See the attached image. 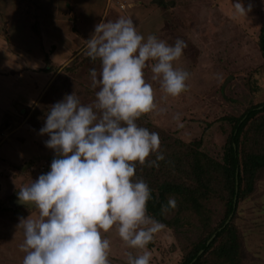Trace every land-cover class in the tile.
Returning a JSON list of instances; mask_svg holds the SVG:
<instances>
[{
    "label": "rangeland",
    "instance_id": "1",
    "mask_svg": "<svg viewBox=\"0 0 264 264\" xmlns=\"http://www.w3.org/2000/svg\"><path fill=\"white\" fill-rule=\"evenodd\" d=\"M233 2L0 0V131L6 134L0 135V196L17 188L27 173L30 184L50 170L47 155L54 151L45 146L48 137L23 123L28 118L43 121L40 109L45 110L47 106L42 103L49 98L43 93L56 87L53 85L63 73L62 67L68 68L62 78L70 94L75 92L83 104L94 101L98 88L91 87L89 72L92 68L99 71L100 62L84 54L86 40L96 24L121 16L130 17L145 38L152 34L169 44L177 39L186 44L182 56L174 62L175 68L189 73L186 89L175 97L164 93L159 81L151 79L150 67L145 68L156 108L143 114L137 124L163 130L166 140L170 138L167 133L185 142L200 138V151L207 155V162H222L233 123L228 119L264 102V58L258 47L264 0H242L246 8L252 5L247 15L235 13ZM15 100L28 104L24 113L14 114ZM6 121L20 128L11 134L4 126ZM249 134L245 128L241 139L251 137ZM251 148V142H242L238 154ZM181 149L184 154L186 147ZM180 177L173 171L172 179L179 182ZM210 186L208 196L197 208H190L187 202V206L176 203L165 213L167 219L176 215L180 231L174 233L165 226L155 234L147 247L150 264L160 259L163 264H178L187 243L206 237L218 225L225 209L222 181L217 179ZM30 210L26 218H35V207ZM18 224L0 216V264H22L25 253L20 245L24 237ZM233 224L241 244L239 264H264V173L249 194L240 198ZM102 237L110 241V264H127V253L139 252L125 245L115 227Z\"/></svg>",
    "mask_w": 264,
    "mask_h": 264
},
{
    "label": "clouds",
    "instance_id": "2",
    "mask_svg": "<svg viewBox=\"0 0 264 264\" xmlns=\"http://www.w3.org/2000/svg\"><path fill=\"white\" fill-rule=\"evenodd\" d=\"M233 7L247 15L252 5L235 0ZM185 47L182 39L145 38L130 17L94 26L84 54L100 62L99 71L89 72L95 99L83 104L73 92L50 106L39 130L55 154L50 170L17 193L19 204L37 211L17 225L24 237L22 264H110V241L102 233L113 227L129 249L139 250L127 253V264H150L147 246L165 225L148 214L151 189L135 178L136 164L155 154L148 164L158 168L165 157L159 134L136 122L156 108L144 70L150 67L164 93L178 96L189 73L174 62ZM175 207L169 197L161 214Z\"/></svg>",
    "mask_w": 264,
    "mask_h": 264
},
{
    "label": "trees",
    "instance_id": "3",
    "mask_svg": "<svg viewBox=\"0 0 264 264\" xmlns=\"http://www.w3.org/2000/svg\"><path fill=\"white\" fill-rule=\"evenodd\" d=\"M258 47L264 58V21L258 35ZM60 70L63 73L61 72L62 74L57 75V79L55 78L56 85L53 86L56 87H49L43 93L45 98L46 95H49L46 102L42 103L43 107L44 105L47 106L45 110H49L54 102L62 100L65 94L71 93V90H68L65 85L66 79L63 80L62 78L65 73L63 70L68 71V68L62 67ZM45 110L40 109L42 113L40 118L43 121H29V118L26 120L27 125L34 131L39 132L43 126L47 114ZM228 120L233 123L222 162L213 160L207 162V155L200 151V138L185 142L177 137H172L171 133H167L170 138L166 140L164 139L163 130L151 128L150 130L159 134V152L163 153L165 159L158 161V168L148 164L149 160L155 159V154H151L146 158L145 164H136L135 178L143 179L151 189V199L147 203L148 214L166 227L172 228L174 233L180 231L176 215L167 219L165 213L161 214V206L167 204L169 197H173L177 205L187 202L190 204V208H197L201 204L200 200L208 196L207 192L211 187L210 184L212 185L217 179L222 181L224 194L221 195V199H223L225 205L223 217L214 229L209 230L206 237L197 242L192 239L185 245L183 251H186L179 258L178 264L240 263L241 244L233 220L236 216V208L240 198L249 194L254 182L264 173V102L250 105L238 117L229 118ZM245 128L246 135L251 133L249 134L251 137L245 135L241 139ZM246 141L251 142L253 148L243 152L242 155L238 154L242 152L240 149L241 143ZM182 146L186 147L184 154H182ZM54 155V153L47 155L49 162H52ZM173 171L179 173L182 181L177 182L172 179ZM28 178L29 173L24 175L17 188L12 189L11 193L7 196H0V216L18 223L20 217L26 218L30 214L32 210L27 206H14L13 204L21 185H25L29 181ZM162 262H164L163 259H160L157 264H163Z\"/></svg>",
    "mask_w": 264,
    "mask_h": 264
},
{
    "label": "crops",
    "instance_id": "4",
    "mask_svg": "<svg viewBox=\"0 0 264 264\" xmlns=\"http://www.w3.org/2000/svg\"><path fill=\"white\" fill-rule=\"evenodd\" d=\"M22 101H24V100H15V106H16L15 113H14L15 115H17L18 113H24V111H25L24 107L28 106V104L23 105ZM24 120H25V118H24ZM24 124H27L26 121H25V123H23V125ZM23 125H21V126H23ZM4 126H7L8 129H10L11 134L14 132L16 133L17 130L20 128V126L18 128H16L15 126L13 127L12 122L10 123L9 121H6ZM2 134L6 135L4 132L0 131V135H2Z\"/></svg>",
    "mask_w": 264,
    "mask_h": 264
},
{
    "label": "water",
    "instance_id": "5",
    "mask_svg": "<svg viewBox=\"0 0 264 264\" xmlns=\"http://www.w3.org/2000/svg\"><path fill=\"white\" fill-rule=\"evenodd\" d=\"M13 204H14V206H19V205H21V204H19L18 202H17V197L16 198H14V200H13ZM25 206H27L28 208H32L33 206H28V205H25ZM230 217V216H229ZM229 217H228V219H229ZM228 219L226 220V222L228 221ZM225 222V223H226ZM199 253H201V251H199Z\"/></svg>",
    "mask_w": 264,
    "mask_h": 264
}]
</instances>
